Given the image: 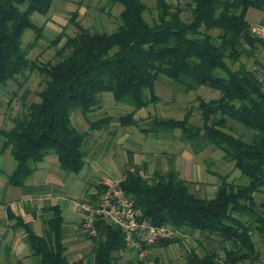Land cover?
I'll return each instance as SVG.
<instances>
[{
  "label": "trees",
  "instance_id": "16d2710c",
  "mask_svg": "<svg viewBox=\"0 0 264 264\" xmlns=\"http://www.w3.org/2000/svg\"><path fill=\"white\" fill-rule=\"evenodd\" d=\"M53 1L0 0V84L26 68L43 76L37 101L23 102L20 114L10 118L11 126L0 129V153L6 150L13 160L5 181L22 186L48 153L56 155L65 174H77L85 160L87 131L77 130L69 114L78 109L89 130L105 127L112 117L88 118L98 106L99 93L108 92L115 102L128 104L131 110L114 120L120 126H136L139 119L134 113L157 100L154 82L158 75L185 92L204 86L217 95L197 99L200 126L190 123L187 115L179 119L149 117L148 126L138 130L153 135L178 130L193 152L210 144L247 181L235 184L227 175H218L214 196L200 197L189 191L187 181L177 172L147 175L145 165L133 164L128 154L119 186L138 208L140 218L197 235L200 253L194 248L185 250L182 264H261L252 233L258 234L264 248V218L258 213L264 209V69L259 63L260 69L238 61L241 55H252L255 44L264 45L263 40L249 35L250 24L245 18L246 10L261 9L263 0H190L185 20L178 4L154 0L157 12L149 21L142 0H106L109 5L121 6L113 31L79 28L55 49L53 63H35L27 59L21 36L26 29L37 32L30 15L44 13ZM227 120L252 130L248 140L225 132ZM258 192L263 198L257 203L254 194ZM49 210L52 216L43 221L40 235L6 210L41 264H116L124 250L116 226L105 224L97 235H87L90 260H68L61 241L59 207ZM180 239H163L148 248L165 247ZM203 240L216 247L204 245ZM13 264L23 263L16 260Z\"/></svg>",
  "mask_w": 264,
  "mask_h": 264
},
{
  "label": "rangeland",
  "instance_id": "374dc122",
  "mask_svg": "<svg viewBox=\"0 0 264 264\" xmlns=\"http://www.w3.org/2000/svg\"><path fill=\"white\" fill-rule=\"evenodd\" d=\"M165 1L173 5L178 4L181 7L182 19L185 20L188 17L186 4L190 0ZM142 2L146 7L144 17L149 21L157 12L155 2L154 0H142ZM77 3H79V0H54L44 13L35 12L30 15L31 22L38 30L35 32L32 29H26L21 36V45L23 48H26L28 60L35 63L46 61L53 63L56 60L55 49L63 44L66 36L74 35L79 28L86 29L89 32H111L118 25V13L121 10L120 5H109L106 0H80V5ZM57 36L60 37L59 40L53 42ZM251 51L252 55H241L238 62L244 65H255L260 69L258 67L259 63L260 67L264 69V45L255 44V47ZM237 65L238 63L236 62L231 67L235 68ZM42 86L43 76L35 69L29 68H26L23 73L17 74L13 79L6 81L4 84H0V129L11 126L10 118L20 114L23 102L37 101L36 92ZM154 92L157 95V100L134 113V118L139 119L136 126H120L114 120L116 117L129 112L131 107L126 103L115 102L108 92H102L97 95L98 106L88 113L89 120H96L105 115L112 117V120L100 130H89L88 123L82 117L79 110L73 109L69 114L71 124L79 131H87L83 143L85 159L88 161H99L102 156L103 147L106 144L110 147L115 146V152L111 154L107 162L114 168V172L112 173L111 171V174L115 175L108 176L118 177L116 162L119 163L124 156L120 151V149L122 150V146H128L132 149H149L163 142L161 139L167 138L164 142H177V151L186 147L191 149L187 142L182 139L181 133L178 130H172L171 132L175 136L169 137L165 134L168 133L167 131H160L157 135L151 133L143 134L139 132L138 127L148 126L149 117L179 119L183 115L188 116L190 123L200 126L201 120L199 111L196 108L197 99L208 100L215 98L217 92L204 86H199L196 89L185 92L163 75L157 76L154 82ZM226 125L231 130L224 129L225 132L240 135L246 141L252 133V130L230 120H227ZM116 140L117 143L115 145L114 142ZM203 150L202 154L195 158L202 161L207 171L213 170L218 175H227V180H232L235 184H244L247 181L246 177L241 176L238 170L233 169L232 162L225 161L219 157L222 153L218 149L209 144ZM99 162H97V166L98 168L101 166L102 169H100L101 172L98 171V174L103 173L100 176L106 175L107 171L103 169ZM83 173L84 171L81 172V174ZM99 177L95 179V191L97 190L96 185ZM206 178L210 182L211 176L209 174ZM94 186L89 185L88 190L94 191ZM196 195L205 198L213 196L212 194L205 195L200 189L196 191ZM262 196L263 194L260 192L255 193V202L258 203L263 198ZM258 213L264 218V209L258 210ZM242 219L247 220L246 217ZM179 237L181 238L180 242H175L165 247L150 248L142 264H182L185 250L194 248L200 253L196 242L197 235L179 231ZM85 239H88L87 235ZM252 239L256 250L259 252L257 262L264 264V248L260 237H258L257 233L253 232ZM202 243L207 246L216 247L215 244L212 242L208 243L206 240H203ZM89 244L91 245L90 240ZM89 258L88 250L82 259L85 261L86 259L90 260ZM116 264H135V262L130 252L123 251L117 257Z\"/></svg>",
  "mask_w": 264,
  "mask_h": 264
},
{
  "label": "crops",
  "instance_id": "0c3cea01",
  "mask_svg": "<svg viewBox=\"0 0 264 264\" xmlns=\"http://www.w3.org/2000/svg\"><path fill=\"white\" fill-rule=\"evenodd\" d=\"M260 13L261 9L248 8L245 18L252 24L258 21ZM168 136L175 135L169 133ZM166 139H161L163 142L149 149H132L128 146H122V150L119 148L124 155L119 163L116 162L119 177L127 155L131 154V162L135 165L144 164V173L147 175L175 171L187 181L191 193L196 195L200 189L205 195L214 196L219 183L218 174L213 170L207 171L202 161L195 158L202 154L203 149L193 152L186 147L177 151V142H164ZM115 148L106 144L101 152L102 160L95 162L85 159L77 174H65L59 168L56 155L48 153L37 163L36 170L25 179L22 186H11L5 181L4 174L12 169L13 160L6 150L0 153V264H13L16 260L23 264H41L39 257L30 253L23 230L14 226L15 219L7 217L6 210L12 217H20L22 222L30 224L32 231L40 235L43 221L52 216L49 207L54 205L59 207L62 218L61 241L65 247L64 254L68 260L82 259L90 250V244L79 226L78 205L93 200L95 179L103 174H98L102 168H98L97 162L107 171L106 175H115L111 174L114 168L107 163ZM219 157L222 158V154ZM208 174L211 176L210 182L206 178ZM89 185L94 186V191L88 190Z\"/></svg>",
  "mask_w": 264,
  "mask_h": 264
},
{
  "label": "built area",
  "instance_id": "2783aa9c",
  "mask_svg": "<svg viewBox=\"0 0 264 264\" xmlns=\"http://www.w3.org/2000/svg\"><path fill=\"white\" fill-rule=\"evenodd\" d=\"M249 35L264 41V0L260 17L248 27ZM140 175L143 174L140 172ZM122 177L100 176L91 202L79 203L80 229L88 236H95L105 224L116 226L124 242V250L138 261H144L149 253L148 246L163 240L179 237V231L168 225H153L140 218L138 208L124 195L119 183Z\"/></svg>",
  "mask_w": 264,
  "mask_h": 264
}]
</instances>
